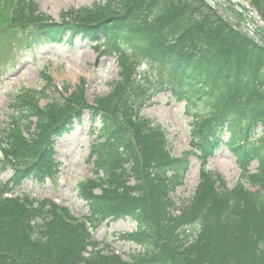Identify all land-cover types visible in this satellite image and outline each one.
<instances>
[{
  "label": "trees",
  "instance_id": "16d2710c",
  "mask_svg": "<svg viewBox=\"0 0 264 264\" xmlns=\"http://www.w3.org/2000/svg\"><path fill=\"white\" fill-rule=\"evenodd\" d=\"M245 1L264 21V0ZM15 3L12 22L33 28L17 37L45 44L81 37L104 44L122 69L133 56L158 78L142 80L127 95L120 88L93 106L76 97L63 109L19 110L27 128L35 118V131L31 142L12 134L14 141L3 150L7 160L27 163L16 169L13 187L24 176L41 181L53 162L52 151L45 149L70 135L87 115L91 126L99 124V142L91 146L95 174L115 178L99 195L81 189L87 223L134 221L130 238L147 249L148 258L132 264H264V201L256 199L264 192V48L220 20L202 0H104L53 26L24 15V5L31 9L25 0ZM187 18L195 24L186 26ZM124 75L127 80V69ZM161 93L183 103L186 115L201 127L191 142L201 163L225 148L256 192L239 185L228 190L219 175L203 174L183 212L173 217L169 194L182 182L188 160L169 158L161 130L137 117ZM252 161L258 164L254 174L247 169ZM131 179L133 189L125 186ZM99 248L85 224L65 208L44 203L26 209L18 199H0V264H129Z\"/></svg>",
  "mask_w": 264,
  "mask_h": 264
},
{
  "label": "rangeland",
  "instance_id": "374dc122",
  "mask_svg": "<svg viewBox=\"0 0 264 264\" xmlns=\"http://www.w3.org/2000/svg\"><path fill=\"white\" fill-rule=\"evenodd\" d=\"M224 1L228 13L236 23L250 26L258 37L264 40V28L258 27L257 22L249 18L238 4L231 0ZM15 2L16 0H0V194H7L12 189L9 182L13 177V167L9 165L11 161L5 158L3 151L5 149L6 152L8 145L14 141L11 135L17 133L21 140L28 142L34 139L35 118L29 119L33 123L29 129L19 110L30 109V106L44 109L52 105L63 109L65 104L71 105V101L76 97H80L84 104L93 106L120 88L122 95H127L135 91L142 80L153 81L158 78V74L142 65L138 58L128 56L131 62H126L124 68L129 72V78L126 80L124 69L118 65L114 56L105 54L104 45L95 46L94 43L79 38L72 43L59 45H43L39 42L37 46L40 47L28 50L26 44L19 40L15 41L25 26L23 22H20L19 26L12 22ZM25 2L31 5L32 10L24 5V15L30 16L29 13H32L38 18L57 22L74 19L72 14L79 12L84 14V10L91 9L94 4H101L104 0H25ZM185 23L186 26L195 24L188 18ZM13 26L18 28L10 29ZM242 31L247 35L245 29ZM124 84L127 87L126 93ZM120 103L121 101H117V105ZM84 117V121L87 120V116ZM137 117L146 121L152 128L161 130L167 142L169 158L184 157L188 160L187 173L180 185L169 195L173 203L171 207L174 209L173 217L178 218L183 212L184 205L200 185L203 174H210L213 177L218 174L228 190L238 185L248 188L240 182V162L224 148L215 151L212 157L201 163L197 156L198 151L191 146L201 127L185 115L183 104L173 102L169 93L156 95L151 104L143 108ZM130 119L132 122L138 121L134 116ZM89 126V123L85 122L82 126L76 127L71 135L57 142L56 160L59 162V169L52 180H46L42 184L25 182L20 188H13V191L34 202L45 199L66 207L73 217L82 221L88 214V208L78 195L80 187L85 184L86 190L99 195L108 189L107 184L110 181L115 180L112 176L98 173L96 176L93 173L92 158L88 160L90 145L98 141L94 139L96 131L91 135L92 128ZM125 127L127 132H132ZM94 128L97 129L98 124ZM34 145L37 143L34 142ZM137 156L139 159L140 155ZM14 165H17V162ZM119 165L118 163L117 167ZM257 168L258 164L252 161L247 169L253 172ZM115 171V175L120 174L118 170ZM247 191L256 192L251 189ZM256 199L263 202L264 192H259ZM88 228L92 233V240L100 243L105 252L119 253L122 259L127 261L128 256L142 252L139 247L125 239L126 234L133 232L135 228V223L130 219L112 224L94 222L93 225L88 224Z\"/></svg>",
  "mask_w": 264,
  "mask_h": 264
},
{
  "label": "water",
  "instance_id": "95a60500",
  "mask_svg": "<svg viewBox=\"0 0 264 264\" xmlns=\"http://www.w3.org/2000/svg\"><path fill=\"white\" fill-rule=\"evenodd\" d=\"M239 1V0H238ZM213 6H214V11L218 14V16L224 20L225 22H227L228 24L236 27L237 29H245L249 32V34L251 36H253V38L255 39V41L258 43V44H262V46H264V43H260V41L258 40L257 38V35L256 33H253V31L251 30V28L249 26H246V25H242V24H238V23H235L234 21H232V19L230 17H228L225 9L223 7H221L218 2L216 0H211ZM243 7L248 11V13L250 15H253L255 14L257 16V20L262 23V19L257 15L256 12H254L253 10L249 9L248 7H246L245 5H243ZM218 8H220L221 12L218 11ZM264 26V25H263Z\"/></svg>",
  "mask_w": 264,
  "mask_h": 264
}]
</instances>
